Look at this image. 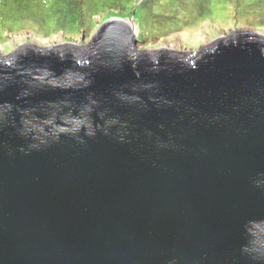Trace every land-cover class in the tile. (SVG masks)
Returning a JSON list of instances; mask_svg holds the SVG:
<instances>
[{"label": "water", "instance_id": "obj_1", "mask_svg": "<svg viewBox=\"0 0 264 264\" xmlns=\"http://www.w3.org/2000/svg\"><path fill=\"white\" fill-rule=\"evenodd\" d=\"M136 15L0 58V264H264V35Z\"/></svg>", "mask_w": 264, "mask_h": 264}, {"label": "trees", "instance_id": "obj_2", "mask_svg": "<svg viewBox=\"0 0 264 264\" xmlns=\"http://www.w3.org/2000/svg\"><path fill=\"white\" fill-rule=\"evenodd\" d=\"M0 0V44L9 35L30 31L39 39L64 35L88 38L112 18L135 23L138 43L158 46L195 20L213 16V0ZM238 27L264 30V0H220ZM74 31L75 33H68Z\"/></svg>", "mask_w": 264, "mask_h": 264}, {"label": "rangeland", "instance_id": "obj_3", "mask_svg": "<svg viewBox=\"0 0 264 264\" xmlns=\"http://www.w3.org/2000/svg\"><path fill=\"white\" fill-rule=\"evenodd\" d=\"M211 10L214 12L213 16L206 17L204 20H195L184 31L177 36L170 39H163L158 46L144 47L138 43L140 51L146 49L154 50L160 48H168L176 51H196L204 46H209L215 39L226 37L232 31L250 30L264 35V30L258 31L253 28L238 27L235 23L233 12L225 9L220 0H213L211 3ZM108 21V20H107ZM106 21V22H107ZM104 22V24L106 23ZM100 25L98 29L88 38H68L64 35L53 36L52 38L39 39L32 36L30 31L22 32L17 35H9L8 40L0 44V58L13 54L19 50L21 46L26 44H33L41 48H54L60 45L75 43L79 45H88L92 41L94 35L104 25ZM68 33H75L68 31ZM138 34V33H137ZM184 51V52H185Z\"/></svg>", "mask_w": 264, "mask_h": 264}, {"label": "bare ground", "instance_id": "obj_4", "mask_svg": "<svg viewBox=\"0 0 264 264\" xmlns=\"http://www.w3.org/2000/svg\"><path fill=\"white\" fill-rule=\"evenodd\" d=\"M170 50H172V49H170Z\"/></svg>", "mask_w": 264, "mask_h": 264}]
</instances>
